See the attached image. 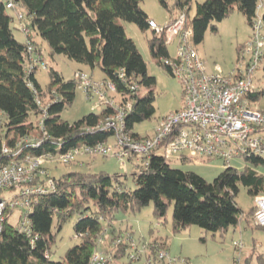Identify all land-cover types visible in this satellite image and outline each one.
<instances>
[{"label":"trees","instance_id":"1","mask_svg":"<svg viewBox=\"0 0 264 264\" xmlns=\"http://www.w3.org/2000/svg\"><path fill=\"white\" fill-rule=\"evenodd\" d=\"M14 1L16 8L23 12L22 21L29 32L25 41L16 38L17 29L12 26L17 19L16 10L8 12L6 0H0V110L8 117L6 126L10 128L9 133L15 137L30 133L32 126H26V123L39 112L33 88L40 94L56 91L63 99L50 108L51 117L45 123L51 139L60 140V147L46 142L42 149L31 150L32 154H65L76 147L106 142L112 137L108 131H85L110 114L108 109L102 108L99 113H91L74 124L61 118V113L75 101L79 80H66L61 73L49 69L50 83L43 89L36 79L38 69L26 71L33 55L44 61L43 42L48 45L52 58L64 55L81 65L99 68L105 75L104 80L114 82L119 90L129 92L133 82L147 90L146 94L136 96L134 111L127 119V130L134 131L136 124L155 116L157 81L148 74L142 54L119 23H134L144 32L152 30L148 41L151 57L171 74L161 62L171 58L166 36L164 32L157 34L152 29L151 20L141 7L144 0ZM259 1L206 0L197 4L192 16V0H158L172 17L168 26L180 14L186 15L187 28L193 30L195 45L203 42L209 27L217 31L215 23L225 20L234 10L242 13L252 28ZM38 37L42 43H38ZM28 42L32 44L34 54L29 51ZM243 46L238 48V52ZM121 71L127 83H122ZM262 97L264 87L251 94L249 100L256 105ZM8 137L9 134L0 136V145ZM244 163L242 171L226 167L209 182L193 171L174 168L163 157L153 155L147 169L132 173L134 189L128 188L127 175L70 172L57 179L50 176L49 169L58 166L48 165L46 179L53 180L55 189L46 195L31 196V210L27 213L30 234L21 232L19 225L11 226L7 220L0 233V264H89L97 251L98 240L109 229L111 240L123 232L134 234L128 228L116 231L118 214L136 215L150 204L154 206V217L164 226L168 222V210L174 205L171 224L174 234L192 226L213 234L226 233L231 227H238L243 220L254 225L255 198L264 196V174L257 169L264 167V160L246 157ZM76 164H86V160ZM240 186L247 188L249 196L254 199V206L247 215L237 203ZM74 217L79 218L74 232L80 243L69 249L63 260L52 261L57 236ZM165 244L169 248L167 240ZM120 252L122 257L124 249ZM260 261L264 264L262 257ZM235 264L240 263L235 261Z\"/></svg>","mask_w":264,"mask_h":264},{"label":"built area","instance_id":"2","mask_svg":"<svg viewBox=\"0 0 264 264\" xmlns=\"http://www.w3.org/2000/svg\"><path fill=\"white\" fill-rule=\"evenodd\" d=\"M259 3L257 11L264 6L263 0ZM6 9L16 10L19 30L27 35L29 31L22 21L23 12L16 8L15 1L6 0ZM257 17L249 40L239 52L240 67L230 74H224L219 66L212 72L208 70L207 63L192 42L193 30L187 28L184 13L168 27L159 28L151 23L157 34L164 32V35L179 40L176 57L161 62L179 80L183 90V107L159 120L151 136L134 137L136 133L127 130V119L134 111L136 96L142 95L143 88L139 84H130L129 92L119 90L114 82L97 81L82 71L74 74V78L80 81L78 88L89 101L96 100L101 109L110 110V114L95 127L85 131L111 132L112 137L106 142L76 147L65 154H32L31 150L42 149L46 142L58 148L61 145L60 140L51 139L45 125L51 117L50 108L63 100L56 91L40 94L30 85L39 112L26 123L32 128L23 136L15 137L9 133L8 117L0 110V136L9 134L0 145V233L16 208H23L27 212L20 215L18 229L30 234L27 213L31 210V196L46 195L55 189L53 180L46 179L48 165H71L102 157L116 159L123 166L131 163L137 172H142L148 168L153 155L163 157L170 164L217 160L226 167H233L234 160L244 162L246 157L264 160V112L249 100L258 89L256 73L262 68L264 75V36L262 21ZM28 48L34 54L30 42ZM41 66L48 69L40 58L33 55L26 71L33 72ZM120 79L127 83L123 71ZM4 194L7 195L4 197ZM255 207L254 225L264 228V196L255 198ZM130 233L123 232L110 239L103 255L99 250L109 235L108 231L105 232L98 240L97 251L89 264L120 261L122 264H192L186 258L172 255L164 239L137 242ZM121 249H124L122 257Z\"/></svg>","mask_w":264,"mask_h":264},{"label":"rangeland","instance_id":"3","mask_svg":"<svg viewBox=\"0 0 264 264\" xmlns=\"http://www.w3.org/2000/svg\"><path fill=\"white\" fill-rule=\"evenodd\" d=\"M204 1L206 0H192V16L195 13L197 4L203 3ZM259 5H261V2ZM141 7L153 25L159 28H164L169 25L171 15L159 4L158 0H144L141 3ZM257 16L262 21L261 32L264 36V6L257 11ZM119 23L124 26L127 36L135 42L142 54L147 63L148 74L157 81L155 87L156 100L154 103L156 110L155 116L151 120L136 124L134 127L136 134L140 136H151L159 120L183 107L182 86L178 79L173 77L163 67L158 66L151 57L148 41L152 37V30L149 29L144 32L134 23L124 21H120ZM215 25L217 31L209 27L201 44L195 45L193 40L192 42L212 71H214L216 66H219L224 74H230L239 69L238 48L246 44L251 36L252 30L246 17L238 10H234L229 17L220 23H215ZM12 26L17 29L15 30L16 38L20 41H25V33L18 30L20 22L15 19ZM165 36L168 39L167 47L170 57L175 58L179 40L170 35ZM37 39L39 40L38 43L43 42L40 37ZM42 46H44L42 48L44 53L43 63L48 69H44L41 66L36 74V79L43 89H46L50 83L49 69H54L61 73L66 80L73 79L74 74L80 70L97 81L105 79L104 73L99 68L92 69L89 66L81 65L66 58L64 55L52 58L48 45L43 42ZM255 80L258 87L257 91L262 90L264 87L262 68L256 73ZM146 93L147 90L143 88L141 94ZM256 108L264 112V97L256 103ZM100 110L101 107L98 106L97 101H89L83 90L78 88L74 103L61 113V118L70 124H74L91 113H99ZM110 142L112 143L113 141L110 140ZM122 164V162L113 158L97 157L87 159L86 164L83 165L73 164L69 166H58L57 168L51 167L49 174L51 177L57 179L70 172H104L107 174L127 175L128 188L134 189L135 184L132 179V173L135 171L134 166L129 163H126L125 166ZM231 164V166L239 171L245 168V163L242 160H234ZM172 166L183 171L206 169L209 175L206 180L209 182H212L226 169L224 163L217 160L205 163L177 162L172 163ZM217 169H221V171ZM257 171L264 174V167L258 168ZM6 195L4 194V197ZM237 203L245 215L254 206V199L249 196L248 190L244 186H240ZM153 209V204H150V206H147L136 215L118 214L117 222L115 223L116 231L119 232V230H126L127 228L132 230L137 242L139 240L152 241L154 239L164 238L168 241L172 255L186 258L192 264H235V261H238L240 264H248V262L249 264H261L260 258L262 257L264 259V230L256 228L254 225H248L245 220L238 227H231L226 233L219 232L213 234L206 232L198 226H192L181 233L174 234L171 227L174 205L172 204L168 210V222L166 226L161 225L157 227L160 222L154 217ZM26 212V209L16 208L14 214L9 218V224L17 227L19 225L20 215H24ZM78 219V217H74L64 225L58 234L54 253L51 255L52 261L57 262L63 260L68 250L80 243V240L74 232V225ZM55 225L56 222L54 223ZM151 230H153L152 233H150ZM108 231L110 234V229ZM110 239L111 234L101 244L99 250L101 254H106ZM236 244H240L242 247H237ZM113 264H122V262H115Z\"/></svg>","mask_w":264,"mask_h":264},{"label":"crops","instance_id":"4","mask_svg":"<svg viewBox=\"0 0 264 264\" xmlns=\"http://www.w3.org/2000/svg\"><path fill=\"white\" fill-rule=\"evenodd\" d=\"M194 15V14H193ZM171 20H172V17H171ZM170 20V21H171ZM207 67H208V70L211 72L212 70L210 69V67L207 65ZM80 71H82V70H80ZM82 72H84V71H82ZM104 80V79H103ZM218 170V169H217ZM220 171H221V169H219ZM218 170V171H219ZM193 172H195V173H197V174H199V175H201L202 177H204L205 179L206 178H208L207 176H209L208 175V172H207V170L206 169H199V170H195V171H193ZM164 240H166V239H164ZM167 243H168V241H167ZM170 250V249H169Z\"/></svg>","mask_w":264,"mask_h":264},{"label":"clouds","instance_id":"5","mask_svg":"<svg viewBox=\"0 0 264 264\" xmlns=\"http://www.w3.org/2000/svg\"><path fill=\"white\" fill-rule=\"evenodd\" d=\"M258 6V5H257Z\"/></svg>","mask_w":264,"mask_h":264}]
</instances>
